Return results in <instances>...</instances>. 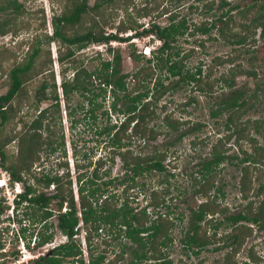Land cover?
<instances>
[{
	"label": "trees",
	"instance_id": "trees-1",
	"mask_svg": "<svg viewBox=\"0 0 264 264\" xmlns=\"http://www.w3.org/2000/svg\"><path fill=\"white\" fill-rule=\"evenodd\" d=\"M129 1L94 0L90 7L87 0H69L65 10L54 16L53 19L52 38L56 39L61 46H65L63 51L59 50L57 57L61 65L65 64L61 70L62 82L60 85L65 98V106L68 108V115L73 119L78 111H83L84 116L90 118L94 124L96 134L104 138V145H106L105 156L94 159L89 175L87 174L85 179L80 173L73 177L68 165L65 166L66 172L63 170V173L59 174V169L54 171L51 165H45L47 162L45 159L55 154L60 148L61 156L66 154L64 134L62 133L58 140L54 139L50 130L52 125L48 119L51 116L61 123V104L52 70H50L51 81L41 82L36 91L34 99L36 113L29 120L20 119L22 126L13 136L8 135L0 139V166L9 173L11 185L19 183L21 186V190L15 194L13 202L16 206L19 203H25L32 207L33 221L44 224V232L40 231L38 239H34L36 245H43L52 240L53 233L47 232L48 221H46L53 215L50 207L52 201H55L56 211H58L57 226L67 238L65 242L54 246L49 254L39 256L31 264H65V261H67L66 264H75L76 262L84 264L81 246L74 241L81 222L85 225V237L88 241L92 230L96 233L98 230H105L107 233L116 234L115 238L124 237L131 242V245L136 244L132 248L133 258L129 264H136L142 260H146L148 264L169 263L168 260H162L163 246L165 247L171 241L168 230L174 223L173 218L183 219V214L170 218L171 211L167 210L164 215L159 213L157 218L147 225L148 213L145 208L139 212H132L128 206L127 198L122 199L123 207L117 208L115 204L119 198H114V195H103L104 190L100 187L103 184L107 186L116 180L118 183L121 182L117 179L118 176L112 175L116 158H119L122 167L128 174L127 180L132 182L129 187L137 184L136 178H142L145 173L146 176L163 175L166 185L170 184L169 179L174 175L173 171L175 170L166 167L164 163L169 154L167 145H175L188 134L186 128L189 121L185 117H174L173 112L165 109L161 99L167 92L176 91L188 84L194 85L206 96L214 97V103L209 104L208 117L216 122L222 120L225 130L228 132L217 138L209 148L208 154L206 153L195 164L196 168L193 173L196 175L194 176L193 173L191 175L192 185L194 193L202 197V200L196 205V208H190V228L183 238V243L190 249L193 246L195 248L192 249L193 253H198L207 245L214 243L213 239H215L217 229L224 225L231 227V237L233 241H236L235 243L240 245L244 238L252 233V226L246 225V223L264 225V199L257 207H254V202L250 200L243 209L230 213L228 207L221 206L217 202V196L211 194V191H215L217 194L223 195V186L217 185L216 180L224 166L223 163L228 162L237 165L236 167L242 173L239 189L242 197H247L251 189L248 165L264 160V147L259 146L256 138L248 132L253 130L256 134L261 133L264 129V117L243 118L246 112L264 100V85L261 87L257 82L254 89L247 92L245 87H238L236 84L238 74L243 73L255 78L258 76V68L246 69L239 66L240 64H235L222 70L219 76L214 79L215 82H212L213 80L210 81L209 78L214 73V69L219 64L230 62L232 60L230 55L215 56L207 65L203 60H200L192 71L185 65L184 59L194 51V47L181 54V47L175 45L177 39L184 34L190 37L197 33L210 35L214 28H217L219 35L224 36L231 31V23L236 24V20H238V24L241 22L239 24L241 27L238 32H231L232 43L243 47L244 52L250 54L248 60L254 62L257 59L256 49L244 47V44L249 35L254 34L255 31H258L259 36L264 39V0H252V3L246 4L244 7L232 5L227 0H220L216 7L220 12L216 14L214 12V19L201 23L189 22L184 15L178 16L176 13L166 11L163 12L168 17L166 24L151 22L139 33L135 30V25L127 26L121 23L117 26L118 31L126 32L127 29H133L135 35L152 34L159 40V46L148 52L150 55L145 59L146 64L131 71L128 75L124 74L121 69V55L118 48L111 46L106 48L107 54H110L107 58H102L100 52H95L96 55L91 59H97L99 63L93 69H89V66L84 63V55L77 58L78 51L90 43L124 41L129 37L106 33L101 30V26L98 27V24H95L97 21L94 22L95 25L90 24L87 29L79 33L72 34L68 32L67 27L80 23L84 14L89 12L94 19H97L100 9L110 8V5L118 2L124 3V11L129 14ZM5 2L0 5V10L7 9L12 2L15 9L20 6L17 0H5ZM213 8L214 1L205 4L202 14H208ZM136 9L138 10V12L136 11L137 16H145L150 13L144 6ZM159 13L162 14V12ZM242 19L249 21L243 24ZM217 22H220L221 25L217 26ZM6 24L9 23L7 21L0 22V33L5 32L3 25ZM186 40L189 42L188 39ZM191 42L204 47V38H195ZM37 45H32L26 62L14 65L8 72V88L5 93L0 94V132L3 126L10 121L12 114L16 112L14 100L22 91V87L28 79V73L39 55L40 46ZM253 46L251 44V47ZM86 56L88 57V55ZM132 56L136 62L138 55L132 53ZM203 66H205L204 69ZM68 69L73 71L72 76L67 78L65 73ZM128 77V81L131 78L129 83ZM48 88L52 89L49 98L46 92ZM218 90L221 92L216 95ZM73 95L80 99L74 105L70 103ZM47 99H51V103L40 108V103ZM189 101H195V98L190 97ZM85 105L87 108L84 107ZM158 105L164 114L160 117V122L156 123ZM114 115L116 117L112 118ZM98 118H101L102 122L104 121L101 123L104 124L102 128L97 126ZM200 123L198 122L196 125L201 126ZM170 133H174V138L167 141L162 148L154 147L150 152L144 153L135 150L132 146L135 140L139 146L145 142L147 146L150 142L162 141L167 139ZM232 137L238 143L241 154H243L241 158L232 157L227 153L228 148L225 145L227 140L229 141ZM11 140L17 141V153L15 158L7 164L8 156L5 147ZM190 142L195 144L193 140ZM244 142L250 144V152L242 148ZM44 156L45 158L41 162V158ZM233 158L238 161L234 162ZM92 161L93 159L90 160V163ZM106 162L107 167L101 169L100 167ZM60 163V160L55 162L57 166H61ZM104 176L111 177L105 179ZM50 189L53 193L48 195L46 190ZM259 189L261 191L264 189L262 183H260ZM168 193V187H163L161 192L152 190L148 203L154 206L164 205V196ZM5 204L6 201L4 200L3 203V199L0 198V216L4 207H7ZM165 206L169 207V205ZM219 215H221L220 218H218ZM205 223L210 224L209 227H213V232L207 234L208 226L203 228ZM26 245L28 246V242ZM124 246L125 244H122V247ZM89 251V264H106L103 252L94 254L91 250ZM224 260L227 262V256L224 257Z\"/></svg>",
	"mask_w": 264,
	"mask_h": 264
},
{
	"label": "rangeland",
	"instance_id": "rangeland-1",
	"mask_svg": "<svg viewBox=\"0 0 264 264\" xmlns=\"http://www.w3.org/2000/svg\"><path fill=\"white\" fill-rule=\"evenodd\" d=\"M87 1L89 6L92 7L94 0ZM212 1H214V8L208 14H202L204 5ZM219 1L220 0H130V7L128 8L129 14H126L124 11V3L118 2L110 5V8L100 9V15L97 19H94L91 12L84 14V18L80 23L68 26L67 29L68 32L73 34L84 31L90 24H98V27L101 26V30L106 33L110 32L123 37L128 36L129 39H125L124 41L112 40L109 43H90L87 47L76 53L77 58L84 55V63L89 66V69H93L94 66L99 63L97 59H91L92 56L96 55V51L101 53L102 58H107L110 56V54L106 52L108 46L118 48L121 55V69L124 74L128 75L131 71L146 64L145 59L150 55L148 52L159 46L160 42L152 34L135 35L133 29H127L126 32L118 31V25L121 23L127 26L129 24L135 25V30L139 33L143 27L147 24L150 25L151 22L161 25L166 24L168 22V17L163 13L166 11L176 13L178 16L184 15L188 21L192 23L210 21L215 18L216 13L220 12V10L216 9ZM227 1L239 7H244L246 4L252 3V0ZM17 2L20 4L18 9L12 6V2L7 9L0 10V22L7 21L9 23L3 25L5 32L0 33V94L5 93L8 88L9 70L16 64L26 62L27 55L31 51L32 45L36 46L37 41H39L37 46H40V51L28 73V79L23 85L22 91L14 100L16 112L12 114L10 121L3 126L0 132V139L8 135L13 136L22 126L20 119L29 120L36 113L37 108L34 101L36 97L35 94L37 93L36 91L41 82L51 81L50 70H52L57 86L56 91L58 92L61 104V123L51 116H49L48 119L52 125L50 130L54 139L58 140L62 133L64 134L66 154L65 156H61L60 148L55 154L48 156V158H46L47 160L45 159V161H47L45 165H51L54 171L59 169V171L64 170L65 172V166L68 165L73 177L80 173L85 179L87 174L89 175L92 170L94 159L105 156L107 150L105 149L106 145H104V138L96 134L94 124L90 118L84 116L83 111H78L73 119L70 118L68 115V108L65 106V98L62 95L63 93L60 85L62 82L61 70L65 64L61 65L57 56L59 50L61 49V51H63L65 46H61L56 39L52 38L54 31L53 19L54 16H57L65 10V7L69 4V0H17ZM5 3V0H0V5ZM143 6L146 10H149L150 13L145 16H137L136 11L138 12V10L136 8ZM159 12H162V14ZM241 21L245 24V22L249 20L242 19ZM94 22L96 23L94 24ZM238 22L239 21L236 20V24L231 23L230 28L232 29L228 34H225L226 36L219 35L217 28H214L211 30L210 35H201L197 33L190 37L184 34L177 39L175 45L177 44V46L181 47V54H184L188 49L194 47V51L184 59L185 65L191 68L192 71L200 60H203L205 65H207L211 58L215 56L230 55L232 58L230 62H224L216 66L213 71L214 73L209 78L210 81L213 80L212 82H215L214 79L219 76L220 72L227 69L229 66L240 64L239 66L246 69L257 67L258 76L255 78L249 77L243 73L238 74L236 77L237 86L245 87L247 92H251L257 82L261 87L264 85V39L259 36L258 31L249 35L244 47L254 48L257 51V59H255L254 62H250L248 60L250 54L244 52L243 47L232 43L233 38L230 34L231 32H238L240 30L241 26L239 24H241V22L239 24ZM216 25L220 26L221 23L217 22ZM242 32L245 33V31ZM195 38H204L203 48L191 42ZM186 39H188L189 42H187ZM251 44L254 46L251 47ZM132 53L138 55L136 62L133 60ZM86 55H88V57ZM204 67L205 66H203V69ZM72 71V69L66 71L65 75L67 78L72 76ZM128 80L129 77L127 81ZM130 81H128V83ZM165 82L167 81L165 80ZM51 90V88H48L46 91L48 98L52 94ZM220 92L221 90H218L216 95ZM190 97H194L195 101H189ZM78 100H80L79 97L73 95L70 99V103L74 105ZM51 101V99L43 100L39 107H46ZM214 101L215 99L212 95L206 96L192 84L180 87L173 92H167L161 99V103L165 105V109L173 112L174 117H185L189 121L186 128L188 134L175 145H167L169 151L167 158L172 161L170 166H175V163L178 164L176 165V170L173 171L174 175L169 179L170 184L166 185L163 175L155 176L152 174L147 175L145 178H138V185L122 193V195L127 194L129 203L132 204V206L142 207L146 205L148 201L149 190L152 186H157L158 188L168 187L169 193L164 196L165 203L159 206L160 211H163V213L167 210L173 211L170 213V216L183 214V219H174L175 223L170 230L173 242L169 245L168 251H166L169 253L168 258H170V264H225L223 255L228 254L226 250L229 248L230 243L228 242V238L224 237V234L230 231L231 227H224V225H221L219 229H217L215 236L217 240L220 234H223L221 235V239H218L219 246H217V244H209L208 248L201 249L199 254H194L190 251V253L186 255L183 246L179 242L183 235L182 233H185L189 226L190 208H196V205L202 200V197L194 193V187L192 185L193 181L191 175L193 171H195V164L206 153L208 154L209 148H211V145L217 138L228 132L225 130L222 120L216 122L208 117L209 104H213ZM259 103V105L246 112L243 118L249 117L253 119L264 117V100H261ZM84 107L87 108L86 105ZM156 112L157 123L160 122V117L164 114V112L161 111L160 105H158ZM114 117H116V115L112 118ZM198 122H201V126L196 125ZM101 123H104V121L102 122L101 118H98V128L103 127L104 124ZM71 125L73 127L72 129ZM192 125H194V128H192ZM248 132L256 138L259 146L264 147V129H262L261 133L257 134L253 130H249ZM173 138L174 133H170L167 139L162 141L150 142L147 146H139L135 140L134 144L136 145L133 144L132 146L135 150L146 153L150 152L154 147L159 146L162 148L166 145L167 141ZM191 140L195 142L193 147V143L191 144L190 142ZM16 143V140H11L5 147L8 156L7 164L15 158V154L17 153ZM226 143L225 147L228 148V154L232 157L237 156V158L243 156L234 137L229 141L227 140ZM242 148L250 152L251 147L249 143L244 142L242 143ZM43 158H45V156L41 158V162H43ZM92 159L93 161L90 163ZM58 160H60L61 166L55 164ZM233 160L234 162L238 161L235 158H233ZM107 165L106 162L105 165H102L100 168L104 169ZM120 165V161L116 160L115 167L112 169L113 175H115V172L121 170ZM223 165L216 180L217 185L223 186V195L211 191L212 195L215 194L217 196V202L221 206H227L230 213L243 209L250 200L254 202V207H257L264 199V189L262 191L259 189L260 183L264 185V160L259 163L248 165L251 175V189L249 190L248 196L245 198L242 197L239 189V181L242 177V173L238 167H236L237 165H232L228 162L223 163ZM193 175L195 176L196 174L193 173ZM0 180L3 182L0 186V198L3 199V203L4 200L6 201L5 206H7L4 207L3 213L0 216V264H31L37 256L48 253L54 246L67 240L65 235L56 227L58 221L57 207L55 201H52L50 207L52 208L53 215L47 222V232L53 233L52 240L47 244L33 246L34 236L37 231L38 237L40 231L44 232V224L39 222L33 223L34 219L31 217V213L33 212L32 207H29L25 203H19L18 206L15 205L13 199L15 198V194L19 191L15 189L16 183L13 185L10 184L8 172L1 166ZM142 182H144V185H142ZM156 183L159 185H156ZM117 184L118 183L113 182L109 186L114 188V190L117 187V192L120 193L122 191V184ZM109 186L107 187L103 184L102 187H100L104 190L103 195L109 192L106 191L109 189ZM50 191L51 189L48 192ZM11 204L14 206L13 209ZM165 205H169V207L166 208ZM63 210L64 208H62V211ZM220 216L221 215H219L218 218H220ZM246 225L252 226L251 235L244 238L243 243L238 247H234V252L227 255L226 263L243 264L242 262L246 261L248 264H264V225L252 224L251 222L246 223ZM206 226H208V234L213 232V227H209L210 224L208 225V223H205L203 228L205 229ZM85 230V225L79 223V232L74 236V241L81 246L84 264H87L86 262L89 260V250L94 254L103 252L106 258V264H128L133 258L131 249L135 246L133 244L131 245L127 239H115L111 232L107 233L105 230H98V233L92 230L90 240L88 241L85 237ZM26 241L30 242L29 247L24 244ZM120 243L125 244L124 253L120 252L122 250ZM216 246L221 249L215 251L214 248ZM66 263L67 261H65V264ZM75 264H77V262ZM136 264H148V262L142 260Z\"/></svg>",
	"mask_w": 264,
	"mask_h": 264
},
{
	"label": "flooded vegetation",
	"instance_id": "flooded-vegetation-1",
	"mask_svg": "<svg viewBox=\"0 0 264 264\" xmlns=\"http://www.w3.org/2000/svg\"><path fill=\"white\" fill-rule=\"evenodd\" d=\"M142 146H146V142L142 145ZM194 145H192V147H193ZM145 153V152H144ZM115 160H118V161H120L119 160V158H116ZM171 162L172 161H170L169 160V158H166L165 159V161H164V163H165V165H166V167H169L170 169H172V170H176V165H178V164H176L174 161V163H175V166L174 165H172V167L170 166L171 165ZM115 163H116V161H115ZM120 171H118V172H115V175H113V173H112V175L115 177V176H118V178L117 179H119L121 182H117V180L116 181H114V182H116V183H118L119 185H121L122 184V191L120 192V193H118L117 192V187L115 188V190H114V188H111L109 185L110 184H108L107 185V187L109 186V189H107L106 191L108 192V193H106L107 195H114V198H119V201H117L116 202V206L115 207H117V208H122L123 206H122V203H123V201H122V199H124V198H127V200H128V196H127V194L126 195H122V193L123 192H126L129 188H133V187H135L136 185H138V183L137 184H135V185H133V186H130L129 187V184H131L132 182H130L129 180H127V175L128 174H126V172H125V169L122 167V163L120 162ZM117 166V165H116ZM114 167H115V165H114ZM62 171V172H61ZM60 171V173L59 174H62L63 173V170H61ZM129 171V170H128ZM129 173L130 174H132V172L131 171H129ZM160 175V174H159ZM158 175V176H159ZM108 177H111V176H104V178L106 179V178H108ZM142 177H146V173L142 176ZM118 180V181H119ZM137 180H138V178H136V182H137ZM159 183V182H158ZM158 183H156V185H159ZM115 184V183H114ZM117 184V185H118ZM116 185V186H117ZM142 185H144V182H142ZM106 186V185H105ZM119 187V186H118ZM110 189H112V190H110ZM162 189H163V187H161V188H158L157 186H152V188H150V190H149V194H150V192L152 191V190H155V191H158V192H161L162 191ZM47 191V194L49 195V194H51V193H53V192H48L49 190H46ZM128 206L132 209V212H139V211H141L143 208H145V210H146V213H148V221L146 222V224L148 225L153 219H155V218H157V216H158V214L159 213H162L163 215L166 213H163V211H160V208H159V206H154V205H150L149 203H148V201L146 202V205H144V206H142V207H134V206H132V204H130L129 203V200H128ZM166 207V206H165ZM64 211V210H63ZM58 212V211H57ZM173 211H171V213H172ZM79 216H80V214H79ZM170 216V215H169ZM175 216V215H174ZM170 218H173V216H170ZM189 220H190V218H189ZM46 221H48V220H46ZM173 222L175 223V220H174V218H173ZM33 223H37V221H33ZM40 223V222H39ZM82 223V222H81ZM173 223V224H174ZM189 224V223H188ZM173 226V225H172ZM190 226V225H189ZM188 226V228H187V230H186V232L189 230V227ZM56 227L58 228V226H57V224H56ZM224 227H227V226H224ZM208 228V227H207ZM229 228V227H228ZM59 229V228H58ZM172 229V227L171 228H169V230H168V235H169V237L171 238V241L170 242H168L167 243V245L164 247L163 246V258H162V260H168L169 261V263H167V264H170V258H168V254L169 253H167L166 251H168V247H169V245L173 242V237L171 236V233H170V230ZM219 229V228H218ZM60 231V230H59ZM61 232V231H60ZM186 232L184 233H182L183 235L181 236V239H180V244L183 246V248H184V250H185V253H186V255H188L189 253H190V251H192V249L194 248L193 246H192V248L190 249L188 246H186L184 243H183V238L185 237V235H186ZM62 233V232H61ZM37 234H38V231L36 232V235L34 236V239L36 238V239H38V236H37ZM113 236H115L116 234H114V233H111ZM143 234H145V233H143ZM208 234V233H207ZM104 235H106V234H104ZM221 235H223V234H220V237L218 238V239H221ZM251 235V234H250ZM250 235H248V236H246L245 238H247V237H249ZM66 237V236H65ZM224 237L225 238H228V242L230 243V246H229V248L226 250L227 252H228V254H224L223 255V260H224V257L225 256H227V255H229L231 252H234V247H238L239 246V244L238 243H235L236 241H233V238L231 237V234H230V231H228V232H225V234H224ZM122 238H124V237H122ZM67 239V238H66ZM115 239H120V238H115ZM218 239L216 240V238L215 239H213L214 240V243H211L210 245H212V244H217V246H219L218 245ZM128 240V239H127ZM26 242H28V241H26ZM26 242H24V244L26 245ZM51 242V241H50ZM128 242L131 244V242L128 240ZM29 243L30 242H28V246L27 247H29ZM49 243V242H48ZM243 243V242H242ZM241 243V244H242ZM23 244V243H22ZM37 243L35 242V240H34V242H33V246H39V245H36ZM45 244H47V243H45ZM121 244V243H120ZM124 244V243H123ZM134 246L136 245V244H133ZM208 246L209 245H207V247L206 248H208ZM215 247L214 248V250L215 251H217V250H219V249H221V248H219V247ZM121 247H122V244H121ZM123 248H125V246L124 247H122V249ZM205 248V249H206ZM195 249V248H194ZM52 251V250H51ZM51 251H49L48 252V254L51 252ZM124 251H125V249H124ZM124 251H120L121 253H124ZM201 252V251H200ZM200 252H198V253H194V254H199ZM226 252V253H227ZM99 253H101V252H99ZM131 253H132V249H131ZM166 253H167V256H166ZM192 253H193V251H192ZM47 253H43L42 255H46ZM41 256V255H40ZM39 256H37L36 258H38ZM35 258V259H36ZM132 260V259H131ZM130 260V261H131ZM88 262H86L87 264H89V260H87ZM129 261V262H130ZM33 262V261H32ZM129 262H128V264H129ZM140 262V261H139ZM246 262V261H245ZM245 262H242L243 264L245 263ZM105 263H106V260H105ZM138 263V262H137ZM224 263L225 264H229V263H226V261L224 260ZM246 263H248V262H246Z\"/></svg>",
	"mask_w": 264,
	"mask_h": 264
},
{
	"label": "built area",
	"instance_id": "built-area-1",
	"mask_svg": "<svg viewBox=\"0 0 264 264\" xmlns=\"http://www.w3.org/2000/svg\"><path fill=\"white\" fill-rule=\"evenodd\" d=\"M6 171H7V170H6ZM8 178H9V173H8ZM1 183L3 184L2 180H0V186L2 185ZM15 185H16V186H15L16 191H17V190L20 191V190H21V188H20V187H21L20 184H19V183H16ZM11 202H12V201H11ZM12 204H13V203H12ZM12 204H11V205H12ZM12 206H13V205H12Z\"/></svg>",
	"mask_w": 264,
	"mask_h": 264
},
{
	"label": "bare ground",
	"instance_id": "bare-ground-1",
	"mask_svg": "<svg viewBox=\"0 0 264 264\" xmlns=\"http://www.w3.org/2000/svg\"><path fill=\"white\" fill-rule=\"evenodd\" d=\"M2 184V183H1Z\"/></svg>",
	"mask_w": 264,
	"mask_h": 264
},
{
	"label": "clouds",
	"instance_id": "clouds-1",
	"mask_svg": "<svg viewBox=\"0 0 264 264\" xmlns=\"http://www.w3.org/2000/svg\"><path fill=\"white\" fill-rule=\"evenodd\" d=\"M13 207V206H12Z\"/></svg>",
	"mask_w": 264,
	"mask_h": 264
}]
</instances>
